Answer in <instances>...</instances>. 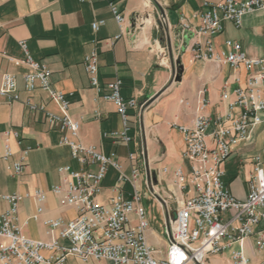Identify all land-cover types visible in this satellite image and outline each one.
Wrapping results in <instances>:
<instances>
[{"label": "crops", "instance_id": "crops-1", "mask_svg": "<svg viewBox=\"0 0 264 264\" xmlns=\"http://www.w3.org/2000/svg\"><path fill=\"white\" fill-rule=\"evenodd\" d=\"M111 2L124 15L121 26L111 13ZM201 2L0 0V81L2 73H12L20 97L8 100L0 96V153L5 145L12 152L8 158H0V193L15 192L21 196L17 216L25 235L46 239L45 219H68L76 214L50 187L60 182L58 166L67 164L77 170L80 165L71 157L69 147L61 143L63 132L47 121L48 114H61L59 103L40 88L27 91L24 87L22 75L27 67L22 62L24 52L19 41L25 40L32 58L50 68L53 88L64 92L68 100L67 113L80 121L76 136L65 131L68 138L94 145L106 154L115 152V160L125 174L130 173L128 152L135 153L140 173L137 187L144 194L141 202L148 217L146 238L161 255L168 244L165 230L172 224L173 210L194 194L189 180L181 187L173 177L176 168L184 173L188 170L182 156L184 139L178 127L191 125L196 114L195 98L202 88L207 98L203 114L215 117L236 112L235 106L230 108L233 89L238 82L243 84L246 77L243 67L233 71L223 61L194 58L192 46L196 38L181 30L180 17L194 21L192 13ZM94 20L102 21L95 31L91 26ZM222 25V31L213 37L216 52L226 51L224 41L231 39L238 41L248 56L264 58V9L245 15L238 27L227 20ZM93 51L98 60L99 91L90 84L84 68L85 57ZM176 72L179 79L172 81ZM116 78L121 80V96L135 98L137 102L128 112L127 134L131 139L127 144L103 136L104 132L122 127L115 105L103 98L105 84ZM222 92H227L226 98H222ZM26 99L38 108L30 109ZM181 99L188 100L190 106L182 104ZM11 129L17 130V137ZM262 129L261 124L253 126L249 138L235 142L233 150L219 164L222 180L240 200L248 192L252 156L261 149ZM25 148L23 171L14 175L12 162ZM117 176V170L109 166L97 202L106 203L116 190L126 196L132 191L128 181L118 187ZM35 189L46 194L36 218V202L31 196ZM7 206L0 199V211ZM129 219L130 224H135V214L130 213ZM259 231L264 232V219L252 235L239 242L223 238L220 251L206 255L203 264H234L231 253L235 250H242L247 258L244 264H264V248L255 243ZM64 264L113 263L107 259L84 261L68 255Z\"/></svg>", "mask_w": 264, "mask_h": 264}, {"label": "built area", "instance_id": "built-area-1", "mask_svg": "<svg viewBox=\"0 0 264 264\" xmlns=\"http://www.w3.org/2000/svg\"><path fill=\"white\" fill-rule=\"evenodd\" d=\"M109 7L121 26L124 15L115 3L111 2ZM261 9H264V0H202L200 7L192 13L194 21L180 17L181 30L196 38L192 46L194 58L223 61L233 71L243 67L246 77L243 84L238 82L233 89L234 98L230 108L235 106L238 109L236 112L229 111L215 117L203 114L201 110L207 104V98L202 88L195 98L196 114L191 125L178 127L184 139L182 156L187 161L188 170L184 173L176 168L173 177L181 187H185L189 180L194 194L176 209L172 224L165 230L169 240L161 255H157L158 251L146 238L148 217L141 202V190L137 187L140 173L135 165V153L128 152L130 173L125 174L115 160V152L106 154L94 145L68 138L65 131L76 136L80 121L67 113L68 100L64 92L53 88L50 68L34 60L25 40H20L19 46L24 52L22 62L27 67L22 75L24 87L27 91L40 88L48 93L50 99L59 103L61 114L50 113L47 121L63 132L61 143L69 147L71 157L80 165L77 170L67 164L58 166L60 182L50 187L51 192L64 205L74 208L76 214L68 219H45L43 223L47 238L34 239L23 233L18 221L17 209L21 196L15 192L0 193V199L8 204L5 210L0 211V264H64L68 255L84 261L107 259L113 264H203L206 255L220 251L223 238L229 242H239L252 235L255 227L264 219V58L248 56L242 45L231 39L224 41L226 51L218 53L213 45V37L222 31L224 20L238 27L245 15ZM101 23V20L92 21V29L97 30ZM84 68L90 76V84L99 91L96 52L85 57ZM120 86L119 78L107 82L103 98L115 105L122 127L104 132L103 136L127 144L131 139L127 134L128 112L136 107L137 102L135 98L124 99ZM0 96L8 100L20 99L12 73H2ZM221 96L226 98L227 92H222ZM25 102L32 110L38 108L27 99ZM180 102L185 106L191 104L186 99ZM258 124L263 126L262 146L252 156L253 174L248 182L247 195L240 200L222 180L219 164L233 150V144L247 140L251 128ZM10 132L18 136L17 130L11 129ZM26 152L27 148L12 162L14 175L23 171ZM11 154L10 147L5 145L0 158H8ZM109 166L118 172V187L128 181L133 189L127 196L116 190L106 203H100L96 196L102 189ZM31 196L36 202L33 214L36 218L42 211L46 194L41 189H35ZM130 213L135 214V224H130ZM263 235L264 232L259 231L255 240L260 248H264ZM231 258L234 264H244L247 260L242 250L232 251Z\"/></svg>", "mask_w": 264, "mask_h": 264}, {"label": "water", "instance_id": "water-1", "mask_svg": "<svg viewBox=\"0 0 264 264\" xmlns=\"http://www.w3.org/2000/svg\"><path fill=\"white\" fill-rule=\"evenodd\" d=\"M174 79L175 80H178L179 79V73L178 72L175 73V78ZM172 215H173V218H175V216H176V210H173Z\"/></svg>", "mask_w": 264, "mask_h": 264}, {"label": "rangeland", "instance_id": "rangeland-1", "mask_svg": "<svg viewBox=\"0 0 264 264\" xmlns=\"http://www.w3.org/2000/svg\"><path fill=\"white\" fill-rule=\"evenodd\" d=\"M175 79L173 78L172 81H174ZM144 196V194L142 193V197Z\"/></svg>", "mask_w": 264, "mask_h": 264}]
</instances>
